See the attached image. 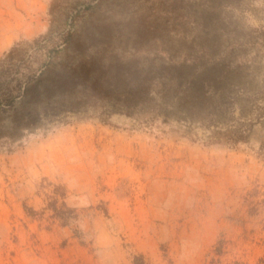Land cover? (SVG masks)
I'll return each mask as SVG.
<instances>
[{
  "label": "rangeland",
  "instance_id": "374dc122",
  "mask_svg": "<svg viewBox=\"0 0 264 264\" xmlns=\"http://www.w3.org/2000/svg\"><path fill=\"white\" fill-rule=\"evenodd\" d=\"M0 264H264V0H0Z\"/></svg>",
  "mask_w": 264,
  "mask_h": 264
},
{
  "label": "trees",
  "instance_id": "16d2710c",
  "mask_svg": "<svg viewBox=\"0 0 264 264\" xmlns=\"http://www.w3.org/2000/svg\"><path fill=\"white\" fill-rule=\"evenodd\" d=\"M56 212H57V217L60 218L61 220H64V217H63L64 211L56 209Z\"/></svg>",
  "mask_w": 264,
  "mask_h": 264
}]
</instances>
